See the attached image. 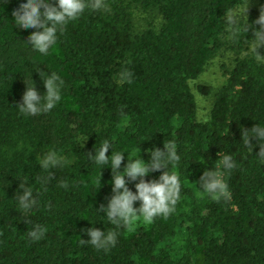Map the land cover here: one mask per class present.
<instances>
[{"label":"trees","instance_id":"obj_1","mask_svg":"<svg viewBox=\"0 0 264 264\" xmlns=\"http://www.w3.org/2000/svg\"><path fill=\"white\" fill-rule=\"evenodd\" d=\"M247 1L264 4L99 0L102 7L69 22L41 55L23 43L34 29L12 19L20 0H0V264H264V156L254 139L251 151L241 137L242 129L264 127V47L236 57L220 87L198 86L214 97L207 120L198 119L190 86L229 42L241 53L256 39L254 17L242 28L226 20ZM228 26L236 29L231 41ZM37 63L65 87L50 112L29 117L15 106L30 71L45 91L32 68ZM125 69L130 82L117 75ZM105 139L130 155L139 146L145 160V149L175 144L181 187L173 212L150 224L138 220L131 230L97 213L111 195L112 173L87 155ZM46 150L69 163L41 169L36 156ZM219 152L231 155L235 167L223 172L229 198L213 200L199 195L197 182L205 168L217 167ZM21 181L37 200L30 223L14 202ZM32 224L46 229L39 241L27 235ZM93 226L116 231V245L108 251L81 245L80 237L88 239L82 229Z\"/></svg>","mask_w":264,"mask_h":264},{"label":"clouds","instance_id":"obj_2","mask_svg":"<svg viewBox=\"0 0 264 264\" xmlns=\"http://www.w3.org/2000/svg\"><path fill=\"white\" fill-rule=\"evenodd\" d=\"M102 7L99 0L90 3L89 0H20L18 7L12 10V19L20 28L34 29L28 36L27 42L34 52L47 55L49 49L56 43L58 33L71 21L78 19L87 9H99ZM259 24V29H264V8L259 18L254 21ZM258 29V30H259ZM37 63L32 68L38 73L45 91L37 90L32 79V73L27 80L21 97V102L16 104L19 113L25 116H39L50 112L61 100V92L65 87V81L54 71H42ZM118 77L130 82L132 72L119 70ZM205 120L207 117L204 118ZM241 137L245 145L252 151L250 139H254L259 147L257 155L264 156V127L255 124L250 130L242 129ZM111 149V154L107 155ZM148 159L141 157L140 148L128 151L114 150L113 143L105 139L94 147V153H88L89 160L99 166L100 171L110 168L112 173L111 195L107 197V204H100L97 213L102 212L112 224L131 230L138 220L150 224L156 216H167L174 211L180 196V178L174 170L181 160L174 143H163V148L153 146L145 149ZM127 152L125 161L124 153ZM219 164L215 169L208 168L199 178V195L207 196L213 200L228 199L229 190L225 183L223 172L235 167V161L229 154H217ZM37 164L41 169H50L65 166L69 163L61 154L54 150H46L43 156L37 154ZM123 162V163H122ZM156 179L146 180L150 173L162 170ZM223 170V171H222ZM133 184L135 191L130 189ZM61 184V187H65ZM15 200L20 210L21 217L29 221V213L36 206L37 200L34 191L25 182L21 181ZM139 202V206L134 204ZM90 222V221H89ZM94 225V223L90 222ZM88 239L80 237L81 245L87 244L97 250L108 251L117 243L116 231H105L96 227L82 229ZM32 241L41 240L46 232L44 226L32 224L26 231Z\"/></svg>","mask_w":264,"mask_h":264},{"label":"rangeland","instance_id":"obj_3","mask_svg":"<svg viewBox=\"0 0 264 264\" xmlns=\"http://www.w3.org/2000/svg\"><path fill=\"white\" fill-rule=\"evenodd\" d=\"M262 8H264V4L261 5L253 1H247L228 13L226 20L230 24H235L237 28H242L246 25L250 16L257 20ZM258 26L261 27L259 24ZM226 29L229 32V35L226 36L227 40L231 41L232 35L236 33V29L230 26ZM261 46L264 47V29H260V33L256 36V39L249 46L245 47L241 53H238L233 43L229 42L227 46L209 61L200 77L190 82L191 90L196 100L197 117L199 120H205V117L208 119L214 97L212 94L202 93L198 89V86L205 85L213 90L220 87L225 81L226 70L234 64L236 57L249 54Z\"/></svg>","mask_w":264,"mask_h":264}]
</instances>
